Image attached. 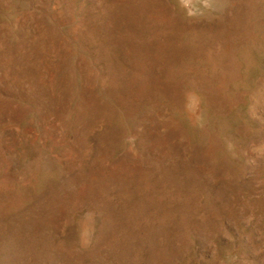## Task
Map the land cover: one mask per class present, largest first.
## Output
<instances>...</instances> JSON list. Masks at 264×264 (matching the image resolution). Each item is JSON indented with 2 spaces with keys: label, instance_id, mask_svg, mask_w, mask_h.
<instances>
[{
  "label": "rangeland",
  "instance_id": "374dc122",
  "mask_svg": "<svg viewBox=\"0 0 264 264\" xmlns=\"http://www.w3.org/2000/svg\"><path fill=\"white\" fill-rule=\"evenodd\" d=\"M0 264H264V0H0Z\"/></svg>",
  "mask_w": 264,
  "mask_h": 264
}]
</instances>
